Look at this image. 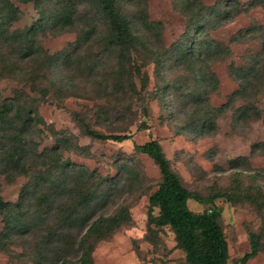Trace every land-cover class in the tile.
Masks as SVG:
<instances>
[{
    "label": "rangeland",
    "instance_id": "1",
    "mask_svg": "<svg viewBox=\"0 0 264 264\" xmlns=\"http://www.w3.org/2000/svg\"><path fill=\"white\" fill-rule=\"evenodd\" d=\"M11 1L19 8L12 28H23L37 21L38 9L33 2ZM200 1L205 6L206 18L209 16L206 36L226 48L207 63H198L207 65L211 73L202 95L203 103L213 108L209 114L211 122L204 121L205 109H199L200 103L190 104L186 98L187 92L194 88L188 67L191 63L187 57L180 60L174 49L195 32L189 34L186 13L178 9L173 0L145 1L148 20L158 22L159 27L146 35L151 51L141 50L132 56L129 82L133 86L127 85L125 80L124 93L115 91L112 72L107 73L111 65L107 54L99 50L95 42L89 41L83 46L82 55L83 65L88 63L87 59L95 64L92 75L83 71L82 78L74 72L78 84L76 93L50 94L38 103L34 112V116L42 120L36 138L39 150L56 144L55 132L56 136L68 140V147L62 149L63 159L69 158L116 182L103 203H97L96 213L110 214L120 206L129 209L131 224L121 226L108 238L95 243L91 253L94 264H185L184 254L176 247L174 234L168 226L156 230L154 243L145 239L148 195L157 187L160 175L148 156L134 151L133 143L157 139L172 169L189 190L207 195L213 190H233L240 185L252 196L256 193L259 201L264 200V153L253 150V145L264 139L261 114L264 102V0ZM219 12L220 17L217 16ZM81 27L83 24L78 29L46 31L39 34L37 40L43 51L54 53L74 42ZM159 50L160 54L165 51L170 57L168 55L157 65ZM242 68L253 69L246 90L241 88L237 78ZM104 77L112 84L107 90L99 91L98 83ZM166 83L172 85L164 91L161 88ZM20 87L21 84L14 80L0 79V96H10ZM23 90L28 92L25 87ZM99 107L113 111L108 121L100 119ZM74 113L82 114L93 128L105 133L130 134V138L122 142L91 138L81 132L73 119ZM197 119L199 126L195 128ZM141 121L147 129L138 128ZM236 159L240 164L233 167L231 162ZM122 164L128 166L129 172L122 171ZM25 180L18 176L8 182L0 174V199L14 202ZM260 203H229L221 198L214 201L221 209L220 223L228 245L229 264H242V256L251 249V232L259 235L260 250L245 264H264V207L259 210ZM187 204L196 212L206 207L191 199ZM11 247L13 252L23 250L21 243ZM0 264L33 263L0 251Z\"/></svg>",
    "mask_w": 264,
    "mask_h": 264
},
{
    "label": "trees",
    "instance_id": "2",
    "mask_svg": "<svg viewBox=\"0 0 264 264\" xmlns=\"http://www.w3.org/2000/svg\"><path fill=\"white\" fill-rule=\"evenodd\" d=\"M17 1L33 2L39 17L26 27L12 28L19 8L11 0H0V79L7 78L21 84L12 95L0 96V174L8 182L18 176L26 178L14 202L0 199V251L33 264H94L91 253L95 243L108 238L121 226L130 225L129 209L120 206L110 214L96 213L97 203H103L116 182L69 158L63 159L62 149L68 147V140L56 136L55 132L56 144L39 150L36 138L42 120L35 117L34 112L38 103L45 101L50 94L66 96L76 93L78 84L74 72L82 78L84 74L92 75L95 64L87 59L88 63L83 65L82 55L83 46L89 41L95 42L97 48L107 54L111 62L107 73L112 72L110 76L115 80L112 87L116 92L124 93V81L129 82L132 75V56L141 50L151 51L146 35L158 29L159 23L148 20L146 0ZM173 1L186 13L189 34L195 32L174 49L180 60L187 57L191 63L188 67L194 88L187 92L186 98L190 104L200 103L199 109H205L204 121L211 122L209 114L213 108L203 103L202 98L211 73L207 65L204 67L198 63H207L226 48L206 36L209 16L206 18L205 6L200 0ZM217 16H221L220 12ZM81 24L83 28H79L75 41L59 51L47 53L38 43L39 34L78 29ZM156 55L157 65L168 55L170 57L165 51L160 54V50ZM250 71L253 69L242 68L237 74L243 90L250 85ZM105 77L98 83L99 91L111 86ZM128 82L127 85L133 86ZM171 85L166 83L161 89L165 91ZM97 112L105 122L113 113L106 107H99ZM261 114L264 123V102ZM73 119L81 132L91 138L117 142L130 138V134L105 133L93 128L80 113H74ZM198 122L195 120V128H198ZM138 128L147 129V125L141 121ZM133 149L148 156L160 175L157 187L148 195L145 239L154 243L156 230L168 226L174 234L176 247L184 254L185 264H229L228 245L220 223L221 209L214 201L221 198L229 203L261 202L258 204L261 210L264 200L259 201L256 193L252 196L240 185L233 190H213L207 195L189 190L172 169L155 138L133 143ZM253 150L264 153V139L256 142ZM231 164L235 167L240 161L236 159ZM121 169L129 172L126 164H122ZM262 171L264 173V168ZM190 199L206 207L201 212L193 211L187 204ZM250 240L251 249L242 256V264L260 250L259 235L251 232ZM20 243L23 250L13 252L11 246Z\"/></svg>",
    "mask_w": 264,
    "mask_h": 264
}]
</instances>
